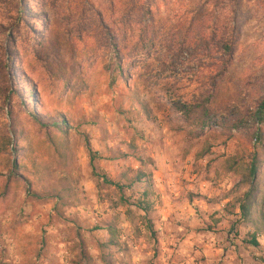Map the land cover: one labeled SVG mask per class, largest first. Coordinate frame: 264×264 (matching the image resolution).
<instances>
[{"label":"rangeland","instance_id":"374dc122","mask_svg":"<svg viewBox=\"0 0 264 264\" xmlns=\"http://www.w3.org/2000/svg\"><path fill=\"white\" fill-rule=\"evenodd\" d=\"M123 1L0 0V264H264V232L247 244L239 216L248 178L225 163L264 159V122L247 120L264 97V0H241L235 20L214 6L232 57L207 110L187 115L173 98L195 101L212 70L170 71L165 44L202 0H155V46L136 59L142 25Z\"/></svg>","mask_w":264,"mask_h":264},{"label":"trees","instance_id":"16d2710c","mask_svg":"<svg viewBox=\"0 0 264 264\" xmlns=\"http://www.w3.org/2000/svg\"><path fill=\"white\" fill-rule=\"evenodd\" d=\"M155 0H124L121 6V18L125 20H130L131 16L134 21L142 25L139 30L138 38L133 44V49L130 54V59L138 58L142 53H149L153 50L155 46V38L157 37L156 31L158 28L155 25L153 18L152 5ZM219 3L223 6L228 7L229 13L232 15V20H235L237 12L240 8L241 0H202V3L197 5V10L194 15L190 18L188 22L181 23L179 28L171 34L170 39L165 44V50L170 53V63L167 68L170 71L178 73H184L186 70H181L185 59L196 64L194 72L197 75L203 69L212 70L207 77V81L201 84V91L197 94L196 100L192 102H181L180 98L175 100L173 98V104L177 110L182 114L187 115L193 109H201L206 111L209 105L210 99L213 96L214 90L216 88L217 81L219 77L223 75L226 71L228 65L230 64L232 57V38L233 30L227 32V35L223 33L217 36L218 27L215 26L213 22L209 26L210 18L215 11L213 8ZM212 6V8H211ZM197 17V19L193 17ZM216 18H214L215 20ZM99 24L103 31V37L107 40V45L110 46L115 52L116 67L121 68L123 65V58H120L123 49L120 47L119 42L116 41L115 35L111 33L110 27L103 20V17L98 16ZM130 23V22H129ZM178 70V72H177ZM196 75V74H195ZM31 89H30V93ZM251 117L247 120H251L254 126L261 125L264 122V97L257 103L254 110H251ZM31 115L40 125L50 124L57 128L63 127L65 124L64 120L61 122L50 121L49 117L41 118L35 110L31 111ZM246 120V121H247ZM13 129V128H12ZM15 130L13 129V134L15 136ZM255 140L260 141V136L254 137ZM11 138L7 137V144H10ZM210 149L207 144L200 150L197 154L198 158L205 156ZM88 153L90 158V163L95 159L97 155L88 147ZM226 170L231 173H244L248 178V189L243 192L238 200V210L240 219L244 222L249 223L253 231L250 238L245 241L247 244L258 247L259 242L257 241V235L264 232V159L259 158L258 154L253 153L250 160H237L234 157H228L225 160ZM18 164L13 163V169L17 170ZM93 174L100 178L104 183L112 184L121 190L126 185L119 184L108 179L104 174H98L94 171L92 166ZM147 175L143 172L138 173L135 178L128 183L131 185L133 182H139ZM138 207H141V202L137 203ZM97 229V228H96ZM110 233L113 232L109 228ZM113 234V233H112ZM110 244H115L113 238L109 240Z\"/></svg>","mask_w":264,"mask_h":264},{"label":"built area","instance_id":"2783aa9c","mask_svg":"<svg viewBox=\"0 0 264 264\" xmlns=\"http://www.w3.org/2000/svg\"><path fill=\"white\" fill-rule=\"evenodd\" d=\"M210 125H212V122H210Z\"/></svg>","mask_w":264,"mask_h":264}]
</instances>
